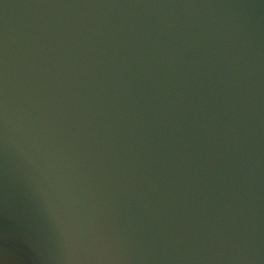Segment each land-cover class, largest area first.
Here are the masks:
<instances>
[{"label": "water", "instance_id": "obj_1", "mask_svg": "<svg viewBox=\"0 0 264 264\" xmlns=\"http://www.w3.org/2000/svg\"><path fill=\"white\" fill-rule=\"evenodd\" d=\"M77 241L264 264V0H0V264Z\"/></svg>", "mask_w": 264, "mask_h": 264}, {"label": "clouds", "instance_id": "obj_2", "mask_svg": "<svg viewBox=\"0 0 264 264\" xmlns=\"http://www.w3.org/2000/svg\"><path fill=\"white\" fill-rule=\"evenodd\" d=\"M78 250L73 256L75 264H99L100 257L93 256L84 244L77 241Z\"/></svg>", "mask_w": 264, "mask_h": 264}]
</instances>
